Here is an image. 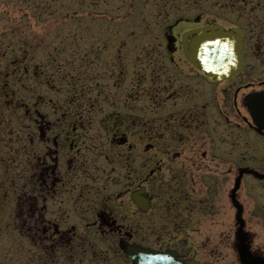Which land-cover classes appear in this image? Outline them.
Here are the masks:
<instances>
[{
	"label": "flooded vegetation",
	"instance_id": "obj_1",
	"mask_svg": "<svg viewBox=\"0 0 264 264\" xmlns=\"http://www.w3.org/2000/svg\"><path fill=\"white\" fill-rule=\"evenodd\" d=\"M117 1L0 53V264H264V0ZM214 25L243 30L221 79L185 54Z\"/></svg>",
	"mask_w": 264,
	"mask_h": 264
},
{
	"label": "water",
	"instance_id": "obj_2",
	"mask_svg": "<svg viewBox=\"0 0 264 264\" xmlns=\"http://www.w3.org/2000/svg\"><path fill=\"white\" fill-rule=\"evenodd\" d=\"M197 33L189 47L185 48L188 59L218 79L230 77L243 65V30H226L214 25L191 31ZM258 95L249 100V106L255 118L258 117ZM126 253L136 264H177L164 255L146 252L138 247L126 246Z\"/></svg>",
	"mask_w": 264,
	"mask_h": 264
},
{
	"label": "rangeland",
	"instance_id": "obj_3",
	"mask_svg": "<svg viewBox=\"0 0 264 264\" xmlns=\"http://www.w3.org/2000/svg\"><path fill=\"white\" fill-rule=\"evenodd\" d=\"M101 1L102 0H98L99 5ZM145 1L146 0H118L115 4L121 5L126 8H123L121 13L127 12L129 10L127 9L129 5H133V7L135 8L137 7L138 12H144L143 15H140V17L138 16V20L142 21L143 16H150V14L148 13V9L146 8H149L151 5H153L152 2L146 3ZM179 1L192 5L196 4H193V2H195L196 0ZM90 2L91 0H84V10H86L85 7L86 5H89ZM50 4L56 6H69L71 8L82 6L81 0H0V41H4V43L0 45V53L7 51L6 49H9V47L14 44L11 39L16 38V35H18L20 32L23 33L24 36L31 38L34 37V33L39 30L40 37L51 38L53 35H51V31H53L55 28L53 25H51V27H45L47 25L45 24L41 29H34V27L32 28V26L29 24L32 23L36 26L39 23L50 21L49 18L44 19V17H40V15L38 16L36 12L37 7H45ZM144 6H146V8L141 9ZM24 15L25 18H23ZM86 16L87 15L84 14V17L81 21H91L90 18L89 20H86ZM91 27L93 28L94 32L97 31V25L92 24Z\"/></svg>",
	"mask_w": 264,
	"mask_h": 264
}]
</instances>
